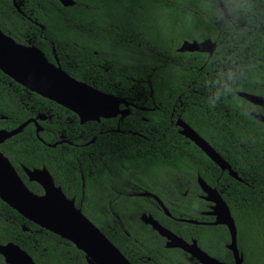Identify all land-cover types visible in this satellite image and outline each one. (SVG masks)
Wrapping results in <instances>:
<instances>
[{
  "label": "trees",
  "instance_id": "trees-1",
  "mask_svg": "<svg viewBox=\"0 0 264 264\" xmlns=\"http://www.w3.org/2000/svg\"><path fill=\"white\" fill-rule=\"evenodd\" d=\"M73 2L71 6H62L57 0H23L20 10L29 11L27 19L11 6V0H0V31L15 42L25 44L27 41L34 45L48 60H52L47 55L49 47H42L39 44L43 40L49 41L56 51L63 47L60 46V42L68 44L76 42L86 47L90 42L103 38V41L98 42L93 48L99 47L114 55L108 54L107 57L109 69L108 75L104 74V77L108 76L109 79L104 82L106 85L104 88L99 86L96 88L115 94V89H126L129 85L135 87L128 78L135 74L150 73L148 83L152 96L155 99L165 98L167 96L165 90H168V95L172 99L179 96L181 117L196 130L199 125L198 118L192 121L184 118L188 111L204 113L202 120L206 130L214 125L213 116L218 112L221 121L227 122L231 119V124H227V127L231 128L230 135L237 137V142L233 143L235 145L233 150L219 153L221 156L235 153L231 160L235 159L234 162L242 160V166L234 167L232 161L227 160L240 174L246 172L244 169L247 167L244 163L251 158L253 178L259 181L261 189L244 191L238 188L234 193L233 191L223 193L222 197L227 203L230 215L235 219L238 243L242 242L251 247L252 259L246 264H264V123L244 113L242 107L248 103L236 95V92L264 95L262 0H220L226 11V18L215 0H73ZM37 24L40 28L43 27L42 30ZM39 33L42 38L38 36ZM93 35L97 38L95 39ZM203 39L215 42V48L210 56L200 52L177 51L182 41ZM137 44L140 48H150L156 59L147 60L142 57L143 64L138 65V56L133 52ZM66 46L71 48V45ZM69 55L86 70V65L82 61L87 59L86 54L71 51ZM151 67L154 68L150 70ZM191 88L204 90V96L201 97L203 101L194 103L182 99V96H187L183 91ZM20 97L29 98V102H25L26 106L20 103ZM125 98L129 99V95ZM38 102L50 104L58 110L64 109L24 89L0 72L2 116L0 128H14L32 116L36 109L41 108ZM29 106H32V109ZM233 109L235 110L231 111ZM67 113L71 117L74 116L69 111ZM226 114L229 116H225ZM148 120L155 121L151 116ZM40 124L44 128L48 126L45 123ZM43 133L44 129L38 136L52 142L53 137L48 134L45 136ZM124 137L122 152L115 150L112 152L116 159H122L125 169L132 173L140 170L142 173L157 165L158 158L150 160L146 158L148 154L141 157L137 164L136 150L128 148V145H132L137 138L131 134ZM7 142H11V158L20 159L26 166L28 163H33L34 166L43 165L54 180L70 179V175L77 178L71 154L86 159L85 148L77 152L74 147L58 150V146H44L35 137L31 124L11 136ZM168 145V166L174 174H185L193 180L192 170L197 169L198 159L202 158L205 163H209L196 146L189 142L185 143L184 138L172 127L168 128ZM217 145L212 146L216 148ZM60 153L61 156L58 155ZM80 168L83 170L82 166ZM61 189L66 196L77 194L78 183L75 184L74 192L72 186ZM233 195L236 197L235 200ZM192 196L193 194L176 195L172 215L178 216L176 214L180 213L183 218H196L193 210L201 207L198 205V199ZM176 203L179 208L176 207ZM1 207L12 216L10 234L12 242L26 251L34 264H85L83 254L71 243L40 229L0 201ZM134 210L122 207L112 211L122 219L125 213ZM98 211L99 213L89 206L80 208V212L110 242H114L105 226L110 224L114 227L111 219L107 218L105 223L103 216L102 219L100 217L103 213ZM19 224L26 226L28 230H20ZM122 227L129 236L139 235L129 224L124 223ZM171 229L186 239L188 234L198 238L208 228L173 221ZM34 230L38 232H32ZM152 244L150 240H146L141 244V252L158 264H166L165 251L160 248H156L157 252L154 251ZM169 253L168 264H186L179 250L170 249Z\"/></svg>",
  "mask_w": 264,
  "mask_h": 264
},
{
  "label": "flooded vegetation",
  "instance_id": "flooded-vegetation-1",
  "mask_svg": "<svg viewBox=\"0 0 264 264\" xmlns=\"http://www.w3.org/2000/svg\"><path fill=\"white\" fill-rule=\"evenodd\" d=\"M11 6L23 17L29 19V11L23 12L20 10V7L23 6V0H11ZM37 25L39 26V24ZM42 28L43 27L40 29L42 30ZM38 36L41 37L40 33ZM93 37L95 39L97 38L95 35H93ZM102 41L103 38L99 41L90 42L86 47L78 45L76 42H71L69 44L60 42V46L63 47L56 51L49 41L43 40L39 42L40 46L49 47L47 55L50 56L52 60H48V58L44 56L46 60L58 66L69 77L76 81L83 82L99 92L109 94L119 99L117 101L116 112L108 117H100L97 120H89L80 123L78 117L64 107H62L64 108L63 110H58L50 104H44L42 102H38L41 108L36 109L32 116L25 119L29 120L25 126L28 124L32 125L35 137L40 143L44 144V146H58V150L74 147L77 152L85 148L86 159H84V157H78L76 154H71L75 162L74 169L77 173V178L70 175V179L62 178L54 180L43 165L34 166L33 163H28V166H26L20 159L11 158V142H7L11 137L0 143V153L8 160L25 187L36 195L43 194V189L38 183L28 179L25 170L44 169L49 175L53 186L59 188L62 193L61 187L68 186H72L74 192L77 182V194L72 193L71 196H66L63 193L64 196L72 200L73 206L78 209L83 206H89L96 209L98 213V210H100L101 213L106 215L102 214L100 216L101 219L103 216L105 223L107 218L111 219V223L114 227H111L110 224H105L106 230L110 232V236L114 241H111V243L130 264H158L150 256H146L141 252V244L145 243L146 240H150L151 243H153L152 246L154 247V251H158L156 248L165 251L166 264H168L170 249L179 250V254L186 264H200L181 249L168 247V231L187 243L195 241L197 247L208 256L225 264H233L234 258L232 252L227 247L229 244L227 227L223 224H212L214 216L209 215L208 212L211 210L213 202L204 199L206 194L197 182V178H199L208 188L213 189L226 206L227 203L223 199L222 194L227 191H233L234 193L238 188H242L244 191L261 189L259 181L253 178L251 158H248V161L244 163L247 167L244 169L246 172L240 174V172L238 170L236 171L228 162V160L232 161L231 157H235V153H227L225 156H221L219 153L220 151L233 150L235 146L233 143L237 142V137H232L230 135L231 128L229 126V128L227 127V124H231V119L227 122L221 121L218 112L213 116L214 125L211 129L206 130L203 124L204 121L202 120L204 113L196 114L194 111H188L185 113L184 118L190 121L198 118L199 125L196 130L181 117V99L179 96L172 99L171 96L168 95V90L164 91L167 93L165 98L160 97V99H155L152 96V90L149 88L148 83L151 77L150 73L135 74L133 77L128 78L135 87L129 85L126 89H115V94L96 88L97 86L104 88L106 85L104 82L109 79L108 76L104 77V74L108 75L107 71L109 69L107 57L108 54L111 56L114 55L111 52L108 53L106 50L99 49V47H97L98 49L93 48L98 42ZM23 45L34 46L27 41ZM66 45H71V48ZM138 45L139 44L133 49V52L138 56V65L143 64L142 57L147 60L156 59L150 48H140ZM71 51L73 53L82 52L87 55V59L82 60L86 65V70H84L82 65L75 62L74 59L70 57L69 54ZM153 68L154 67H151L149 69L152 70ZM80 70L82 72H80ZM183 93L187 95L182 96L185 102L196 103L203 101L201 99V97L204 96L203 89H185ZM127 95H129V99L125 98ZM253 95L264 97V95L259 94ZM25 102H29V98L20 97V103L26 106ZM246 102L248 105L242 107L244 113L264 123V121L256 117L259 111L264 113V109L248 101ZM29 108L32 109V106H29ZM234 110L235 109L231 111ZM67 111L74 116L71 117ZM232 114L234 113L232 112ZM149 116L154 118L155 121H149ZM225 116H229V114ZM1 117L2 116H0V118ZM179 122L187 125L196 135L204 140L228 168L222 169L220 165L214 163L196 146L201 154L209 160V163H205L202 158L198 159L197 169L192 170L194 174L193 180H190L185 174H174L168 166V128H174L175 132L181 135L179 133ZM40 123H45V125L48 126L44 128ZM1 129L10 130L5 128H0V130ZM43 129L44 135L48 134L53 137L52 142H48L38 136V133L43 132ZM126 134L134 135L137 138L132 142V145H128V148H134L136 150V163L139 164L140 158L148 154L146 158H150V160L158 158V163L155 167L153 166L146 169L142 173H140V170H135L132 173L125 169L122 159H116L114 157L113 150L122 152L125 143L124 135ZM182 137L185 143L189 142L194 145L188 138ZM212 145L217 146L215 148ZM58 155L61 156V153ZM234 160L232 161L234 167L242 166V160L238 162H234ZM80 166L83 167V170ZM229 171H231L234 176L231 175ZM174 192L177 196L193 194V196L198 199V205L201 209L193 210L196 218H183L180 216V213L176 214L178 216L172 215L173 201L176 196ZM233 197L235 200L236 197L234 195ZM0 201L4 203L5 206H8L1 199ZM122 207L135 210L125 213L124 218L120 219L112 210ZM176 207L179 208L180 206L176 203ZM7 212L5 208H0V246L8 244L15 245L27 254L26 251L11 240L10 234L12 233L11 228L13 221L12 216ZM143 218H150L153 220L167 232V235H161L156 229L152 228L149 223L144 222ZM231 219L236 232L235 246L238 256L240 257V264H246L247 261L252 259L251 247L248 244H242V242L238 243L237 225L232 216ZM185 220H194L196 223H188ZM104 221L102 220L103 223ZM173 221L185 222L193 226H200L208 229L198 238L188 234L185 239L172 231L171 222ZM124 223L129 224L139 235L129 236L122 227ZM3 225L4 227H2ZM19 228L22 231L28 230L27 227L22 224H19ZM32 232L38 231L34 230ZM0 264L12 263L0 253ZM85 264H87L86 260Z\"/></svg>",
  "mask_w": 264,
  "mask_h": 264
},
{
  "label": "water",
  "instance_id": "water-1",
  "mask_svg": "<svg viewBox=\"0 0 264 264\" xmlns=\"http://www.w3.org/2000/svg\"><path fill=\"white\" fill-rule=\"evenodd\" d=\"M62 6H71L73 0H57ZM218 4L222 15L226 11L220 2ZM264 3V0H262ZM14 4V2H13ZM215 48V42L209 39L201 41H182L178 52H200L210 56ZM0 72L24 89L54 102L71 111L80 123L108 117L117 110L119 99L95 90L89 85L76 81L64 73L58 66L48 62L42 52L31 45H23L0 31ZM236 95L251 104L264 109V97L245 92ZM29 122L25 120L13 129L0 130V143L19 133ZM179 133L194 143L204 154L222 169L228 168L214 150L202 140L187 125L179 122ZM37 129V126H36ZM229 170V169H228ZM28 179L38 183L43 194L30 192L8 160L0 153V199L24 219L39 228L57 235L71 243L83 253L87 264H130L116 247L67 199L52 181L44 169L25 170ZM231 175L234 174L229 171ZM201 189L205 192V200L213 202L209 215L214 216L212 224H223L229 234L228 249L232 252L234 263L240 264L235 246V228L229 210L217 193L208 188L197 178ZM161 235H167L165 230L150 218H143ZM196 223L194 220H185ZM168 247L179 248L200 264H225L200 250L195 241L185 242L180 237L168 231ZM0 253L12 264H33L30 257L15 245L0 246Z\"/></svg>",
  "mask_w": 264,
  "mask_h": 264
},
{
  "label": "rangeland",
  "instance_id": "rangeland-1",
  "mask_svg": "<svg viewBox=\"0 0 264 264\" xmlns=\"http://www.w3.org/2000/svg\"><path fill=\"white\" fill-rule=\"evenodd\" d=\"M256 117L262 121H264V113L259 111L258 115H256Z\"/></svg>",
  "mask_w": 264,
  "mask_h": 264
}]
</instances>
